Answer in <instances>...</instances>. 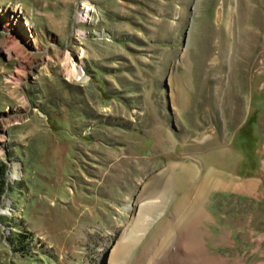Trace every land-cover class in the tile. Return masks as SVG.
<instances>
[{"label":"rangeland","instance_id":"374dc122","mask_svg":"<svg viewBox=\"0 0 264 264\" xmlns=\"http://www.w3.org/2000/svg\"><path fill=\"white\" fill-rule=\"evenodd\" d=\"M0 209V264H264V0H0Z\"/></svg>","mask_w":264,"mask_h":264},{"label":"bare ground","instance_id":"6f19581e","mask_svg":"<svg viewBox=\"0 0 264 264\" xmlns=\"http://www.w3.org/2000/svg\"><path fill=\"white\" fill-rule=\"evenodd\" d=\"M197 4H198V2L196 3V8H197ZM87 8L90 9V7H87ZM66 56H67V60H66L67 63H66V68H65V71H66L65 75L68 76V77L73 76L77 80L85 81L87 79V77L85 76V74H83L84 73V69L81 67V65L78 64L76 61H74V59L71 57L69 52L66 53ZM13 167H14L13 168L14 172H13V174H11V178H15L20 173L19 172L20 165L18 163H15L13 165ZM188 169H190V168H188ZM190 172H191V178L197 177L199 175V173H200L199 170H197L196 168L194 170L190 169ZM215 172H218V171H215ZM220 173H217V175L219 176L217 178V177H215L216 173L214 174V170H211L208 173V175L201 180V182L199 183L198 186H195L196 185V183H195L194 186L189 188V190H188V192L186 194L185 201L187 202L188 208L191 210L190 212H192L195 209V207L198 206V204H200L201 200H204L203 199V195L212 186L213 187L217 186L218 188L219 187L227 188L229 186V187H234V188H240L239 190H243V191H247V192H251L257 187V185H256L257 183L255 181H251V183L248 184V182H246L245 180H237V179L233 178L234 176L224 179L223 178L224 175L222 174L223 175V177H222L220 175ZM159 180H161V179H159ZM159 180H157V181H159ZM165 183L166 184L164 186L167 187V182L165 181ZM156 192H157V190H156ZM156 192H154V193H156ZM149 199L151 200V197L150 198H146V199H140V201L136 202V204L133 205V209L135 210V213L138 214L137 218L139 220H142L140 218L142 217L143 213H145L144 218H143L144 224L139 225L138 228L136 227L137 229H134L135 228L134 227L133 229L135 230V233L130 234L131 237L135 238L134 239L135 241L137 239H142L145 236V233H146L145 231H147L150 227H152V225L157 221L156 219H158V217L160 215H162V213H159V214L157 213L159 216H155L152 219H150V218H148V216H146V214L151 215V214L155 213V211L153 210L154 209L153 207H151L149 210H146L148 205H149V202H152ZM0 212L1 213H4V212L6 213L7 209H5L3 211H2V209H0ZM138 219H137V221H138ZM137 221H136V224H137ZM139 224H140V221H139ZM143 225H144V227H143ZM138 232H140V235L136 234Z\"/></svg>","mask_w":264,"mask_h":264}]
</instances>
